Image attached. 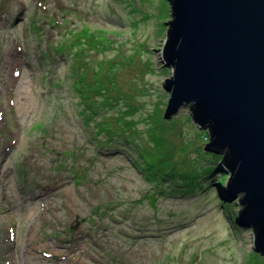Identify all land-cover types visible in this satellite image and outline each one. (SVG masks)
Returning a JSON list of instances; mask_svg holds the SVG:
<instances>
[{
    "label": "rangeland",
    "instance_id": "rangeland-1",
    "mask_svg": "<svg viewBox=\"0 0 264 264\" xmlns=\"http://www.w3.org/2000/svg\"><path fill=\"white\" fill-rule=\"evenodd\" d=\"M125 1L133 13L119 0H0V264H264L250 226L236 222L242 194L229 195L228 170H218L222 199L210 191L216 179L192 195L178 191L194 181L180 175L203 170L216 152L189 105L165 117L169 2ZM112 19L124 23L123 52L136 46L152 64L153 72L135 63L116 74L118 91L137 107L135 127L118 130L134 154L116 147L118 135L103 136L116 149L92 136L76 116L71 55L50 51L63 28L111 29ZM91 56L96 63L102 55ZM158 109L168 124L153 119ZM147 160L154 165L143 171ZM159 168L166 180L146 178Z\"/></svg>",
    "mask_w": 264,
    "mask_h": 264
},
{
    "label": "water",
    "instance_id": "water-1",
    "mask_svg": "<svg viewBox=\"0 0 264 264\" xmlns=\"http://www.w3.org/2000/svg\"><path fill=\"white\" fill-rule=\"evenodd\" d=\"M167 1L165 117L190 106L207 150L223 154L229 195L242 194L236 222L264 255V0Z\"/></svg>",
    "mask_w": 264,
    "mask_h": 264
},
{
    "label": "trees",
    "instance_id": "trees-1",
    "mask_svg": "<svg viewBox=\"0 0 264 264\" xmlns=\"http://www.w3.org/2000/svg\"><path fill=\"white\" fill-rule=\"evenodd\" d=\"M119 1L124 5L125 9L132 13L134 12L133 9H129V5L126 4L125 0ZM112 20L115 23H113V27H110L111 29H93L90 26L84 25L73 29L63 28V31H61L60 40L53 44L50 50L52 55L55 53L59 54L60 56H65L68 54L71 55L70 68L72 75L76 79L74 82H72V90H74L75 94L79 96V101L76 103V116L84 125H88V127L92 128V136L102 137V139H100L102 140V143L99 144H103V146H106V148L107 145L110 147L108 142L111 139H104L103 136L105 137V134H109L111 137H114L118 135V130L120 128L130 129L131 127H135L137 124V121L132 118V116L136 114L137 107H135V105L128 98V94H130V92L125 95L118 91L119 87L116 84V74L118 73V67H132L135 63H138V67L142 66V68H149V70L146 71L153 72L151 68V61L142 57L143 54H141V51L138 47L132 46L131 52L129 54H125L123 52V44H118V38L122 36V33L118 32L117 28L121 27L124 23L122 20L116 21L120 19ZM133 22L134 21H132V23ZM54 23V20L51 19V24L53 25ZM64 31L69 35H66ZM109 34L115 37H111ZM136 42L141 44L139 41ZM113 49H115L116 52L107 57L106 53ZM46 53L47 52H45L43 55L45 56ZM95 53L102 55L96 61V63L95 61H92L91 56ZM93 64H95V69ZM164 70L166 69H162V71ZM107 85H110L112 89L116 90V92H109ZM135 90L140 89L136 88ZM119 104H121L124 109L118 110L117 107L120 106ZM150 114L153 119H161L164 123H167V120L165 117H163L164 109H158L156 114L153 112ZM172 121H174V119L170 120V122ZM34 128H42V126L38 123H35ZM138 129L142 130L140 128ZM136 131L137 129H135L134 133ZM202 134V136L205 138L204 144H206V142L209 140V134L207 131H202ZM120 138H122V136L118 135V138L115 140V144H119L116 145L117 148L122 145L129 146V141L121 140ZM110 148L116 149L112 147ZM131 151L133 152L132 149ZM123 153L127 154L129 152ZM222 157V154L217 155L216 153H212L210 154L209 159L204 160L206 165L203 170L196 173L194 172L191 176L190 174L185 176L180 175V177L185 180L189 179L190 182L188 183L191 185L193 179L194 181L192 188L191 186L182 185L178 191L187 195H192L197 191L203 190L206 186L210 185L214 179H216L213 182L214 186L216 187H211L210 191L215 192V197H222L220 194V188L224 183V172L218 171L221 169L219 163L221 162ZM131 158L133 160L134 155H132ZM132 162L133 165L136 166L137 162ZM153 165L154 164L152 160L145 161L142 166L143 171L151 169ZM20 169L21 174L19 173V178H22L24 170L22 169V166ZM139 170H141V168ZM166 177L167 175L161 174V168H159L157 172H151V174L146 178L150 181L155 180L156 182H160V180H166ZM226 177H229V173H227ZM158 194L159 196L164 195V190L159 188ZM144 196L146 197L147 194Z\"/></svg>",
    "mask_w": 264,
    "mask_h": 264
},
{
    "label": "bare ground",
    "instance_id": "bare-ground-1",
    "mask_svg": "<svg viewBox=\"0 0 264 264\" xmlns=\"http://www.w3.org/2000/svg\"><path fill=\"white\" fill-rule=\"evenodd\" d=\"M222 156H223V154H222ZM222 158H223V157H222ZM221 160H222V159H221ZM219 166H220V165H219ZM238 215H239V218L241 219V215H242V210H241V209H240V211L238 212ZM253 247H254V251H256V252L262 254L261 251L256 250V247L254 246V243H253ZM83 262H84V264H94V263L91 262V260H83Z\"/></svg>",
    "mask_w": 264,
    "mask_h": 264
}]
</instances>
